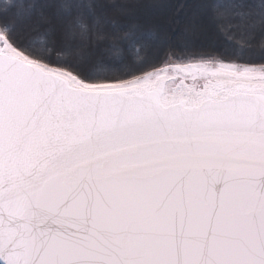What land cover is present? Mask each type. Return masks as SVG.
<instances>
[{"label": "snow or ice", "instance_id": "snow-or-ice-1", "mask_svg": "<svg viewBox=\"0 0 264 264\" xmlns=\"http://www.w3.org/2000/svg\"><path fill=\"white\" fill-rule=\"evenodd\" d=\"M10 4L0 264H264V0L167 3L160 28L109 21L100 54L70 18L95 17L93 0Z\"/></svg>", "mask_w": 264, "mask_h": 264}, {"label": "trees", "instance_id": "trees-1", "mask_svg": "<svg viewBox=\"0 0 264 264\" xmlns=\"http://www.w3.org/2000/svg\"><path fill=\"white\" fill-rule=\"evenodd\" d=\"M40 0H11L10 6L7 8L9 16H13L15 13L22 10H27L29 5L36 4ZM73 3H87L89 0H72ZM94 3L98 4L99 7L95 8V17L90 15L86 8H73L72 16L70 18H75L77 15L83 16L86 23L89 25V39L87 44L89 50L100 54L102 50L106 49L112 41L113 28L109 21H115L120 25H128L130 23H138L141 26L147 28L151 26H156L160 28L165 25L168 17L172 14V9L167 7H162V5L167 3L179 2L182 4L193 5L198 3L199 0H93ZM5 0H0V15H3L5 9L3 5ZM126 5V7L121 10L120 5ZM21 6H23L21 8ZM45 15H50L51 10L45 9ZM184 12H188L191 15V9H184L181 11V15ZM36 15H32V19L36 20ZM95 18H99V24L95 23ZM227 25V19L223 21ZM43 30V26L41 27ZM123 29L119 35L123 36ZM96 33H102L105 36L103 40H97ZM228 35V33H226ZM59 40V38H58ZM261 38L259 32L255 35V43L257 48L259 47ZM70 43H81L79 37L75 40H70ZM115 43H121L120 40H116ZM127 54V53H126Z\"/></svg>", "mask_w": 264, "mask_h": 264}]
</instances>
